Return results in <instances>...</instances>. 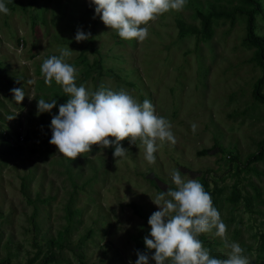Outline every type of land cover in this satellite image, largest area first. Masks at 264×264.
I'll list each match as a JSON object with an SVG mask.
<instances>
[{"label": "rangeland", "instance_id": "obj_1", "mask_svg": "<svg viewBox=\"0 0 264 264\" xmlns=\"http://www.w3.org/2000/svg\"><path fill=\"white\" fill-rule=\"evenodd\" d=\"M258 1L264 10V0ZM4 2L10 13H0V264H41L46 256V264H135L137 251L155 264L144 237L151 238L148 218L159 210L152 198L175 189L174 168L185 180H205L227 240L245 249L250 264H264V152L245 163L264 140V103L252 97L263 70L245 40L244 14L214 17L209 36L201 33L199 18L212 5L227 11L244 3L187 0L181 11L141 25L148 36L138 41L120 38L90 0ZM179 19L197 32H180ZM78 29L90 38L77 42ZM256 32L264 35L261 14ZM67 47L72 55L66 62L79 70L77 86L123 88L140 103L150 100L170 121L177 143L157 141L154 165L144 159L139 140L138 146L121 141L128 154L117 160L114 146L92 145L70 160L49 143L59 107L38 115L37 102L69 97L54 80L45 84L41 64ZM13 88L24 90L19 103ZM4 132L25 139L10 148ZM198 238L210 256L227 258L220 237Z\"/></svg>", "mask_w": 264, "mask_h": 264}, {"label": "clouds", "instance_id": "obj_2", "mask_svg": "<svg viewBox=\"0 0 264 264\" xmlns=\"http://www.w3.org/2000/svg\"><path fill=\"white\" fill-rule=\"evenodd\" d=\"M90 2L95 5L96 16L115 30L120 38L143 41L148 36V28L141 25H147L169 10L181 11L187 0ZM0 13H10L4 0H0ZM90 36V32L78 29L74 39L82 42ZM59 53L43 60L41 73L45 84L51 86L54 80L69 97L66 103L59 105L58 114L52 116L50 124L52 136L49 143L55 145L62 156L74 160L83 153H89L92 145L101 149L114 146L113 157L117 160L128 154V149L120 143L128 138L132 145H137V140L141 142L144 159L154 165L157 141L173 146L177 143L170 121L156 114L150 100L144 99L140 103L127 90L115 91L103 84L95 91L86 89L84 84L77 86L79 70L66 62V58L72 55V49L61 48ZM27 83L33 81L28 80ZM10 91L17 103L24 99L23 89ZM56 106V99L48 102L41 98L37 102V114L50 113ZM197 128L196 123L191 124L193 134ZM170 178L175 189L169 187L155 198L151 197L159 210L148 218L151 238L144 237L146 247L155 250L151 256L155 264H250L244 255L245 249L238 242L227 240V226L203 185L196 179L185 180L178 168L172 169ZM203 233H213L223 240L224 247L229 249L227 258L210 256L211 250L198 238ZM137 257L135 264H148V255L137 251Z\"/></svg>", "mask_w": 264, "mask_h": 264}, {"label": "trees", "instance_id": "obj_3", "mask_svg": "<svg viewBox=\"0 0 264 264\" xmlns=\"http://www.w3.org/2000/svg\"><path fill=\"white\" fill-rule=\"evenodd\" d=\"M242 5L233 6L230 10H220L212 5V9L205 14H200L199 18L201 21V33L204 36H209L212 32V19L214 17L226 16L229 18H233L235 13H241L245 15L246 22V41L250 46L254 48L253 52V61H255L263 70V75L256 80L253 86V94L252 97L254 100L260 103H264V93L262 92V87L264 84V35L258 34L256 32V14H261L264 17V10L262 8L261 3L258 0H241ZM247 5V6H246ZM178 27L180 32H197L196 27L194 25L186 24L182 19L177 20ZM66 99L65 95H62L58 98L57 107L62 104ZM7 134L3 133L5 138V142L8 144L10 148H16L17 146L11 147L7 140ZM21 133H16V136H19ZM25 139V137H24ZM264 152V140L258 142V150L248 155L245 163L250 164L252 162L261 160L263 158ZM231 158V157H229ZM240 168V167H239ZM254 168V167H251ZM255 170V169H254ZM205 181V180H204ZM203 181L204 190L210 193L211 197L213 196L214 190L212 192L207 188L206 183ZM264 249V245L262 246ZM40 251H38L35 256H38ZM50 260L49 256H46L42 259L41 264H46Z\"/></svg>", "mask_w": 264, "mask_h": 264}, {"label": "built area", "instance_id": "obj_4", "mask_svg": "<svg viewBox=\"0 0 264 264\" xmlns=\"http://www.w3.org/2000/svg\"><path fill=\"white\" fill-rule=\"evenodd\" d=\"M4 133H8L7 134V140L8 143L11 147L17 146L21 143V141L24 140V135L20 134L19 136H16V134H11L9 132H4Z\"/></svg>", "mask_w": 264, "mask_h": 264}]
</instances>
